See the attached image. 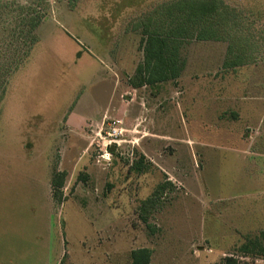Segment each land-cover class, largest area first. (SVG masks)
<instances>
[{
  "label": "rangeland",
  "instance_id": "1",
  "mask_svg": "<svg viewBox=\"0 0 264 264\" xmlns=\"http://www.w3.org/2000/svg\"><path fill=\"white\" fill-rule=\"evenodd\" d=\"M175 1L0 0V264H264L237 252L264 232V0H219L230 40L134 88Z\"/></svg>",
  "mask_w": 264,
  "mask_h": 264
},
{
  "label": "trees",
  "instance_id": "2",
  "mask_svg": "<svg viewBox=\"0 0 264 264\" xmlns=\"http://www.w3.org/2000/svg\"><path fill=\"white\" fill-rule=\"evenodd\" d=\"M161 20L157 19L155 27L151 28L154 19H148L143 25L142 35L144 41L141 45L143 51V62L138 65L132 86L140 88L153 86L176 80L181 76L185 61L182 58V50L189 41H229L226 34L230 29L237 30L239 18L227 8H223L219 0H177L164 5L158 13ZM37 23H31V30L37 28ZM234 40V38H233ZM237 40V37L235 38ZM248 40V41H247ZM247 40L240 41L243 45L248 44ZM38 42V38L32 36L30 47ZM27 44V41L23 42ZM233 54L232 61L227 69H235L246 63L244 55L235 48L229 49ZM235 57V59H234ZM62 187L56 179L53 180V189L56 197V188ZM156 198L145 203L142 210L154 207ZM264 235L248 236L245 243L237 252L249 255H262L264 252L261 245V238ZM151 250H139L132 252L133 264H152ZM225 264H235L233 257H225Z\"/></svg>",
  "mask_w": 264,
  "mask_h": 264
}]
</instances>
